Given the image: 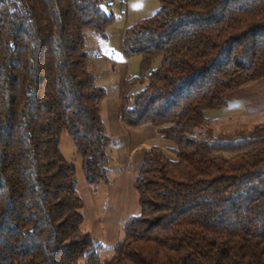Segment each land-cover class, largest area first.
Here are the masks:
<instances>
[{"label": "trees", "instance_id": "trees-1", "mask_svg": "<svg viewBox=\"0 0 264 264\" xmlns=\"http://www.w3.org/2000/svg\"><path fill=\"white\" fill-rule=\"evenodd\" d=\"M159 2L124 32L123 56L141 62L119 121L152 126L172 158L144 152L139 214L102 261L58 144L66 132L85 181L107 183L105 94L85 34L105 37L113 16L103 0H0V264H264V124L193 132L228 92L264 79V0Z\"/></svg>", "mask_w": 264, "mask_h": 264}, {"label": "rangeland", "instance_id": "rangeland-1", "mask_svg": "<svg viewBox=\"0 0 264 264\" xmlns=\"http://www.w3.org/2000/svg\"><path fill=\"white\" fill-rule=\"evenodd\" d=\"M159 7V0H103V8L112 14L113 24L105 37L91 31L85 34L87 70L94 85L101 88L105 94L101 103L100 119L109 138V146L106 149L110 157L107 183L90 185L85 181L81 159L66 132L61 134L58 144L63 158L75 168L76 189L83 201L82 231L91 236L95 246L102 247V261L113 255L115 245L122 238V226L126 220L139 214L138 195L133 183L144 152L156 146L166 150L167 155L172 158L167 148H173V143L162 139L152 126L126 128L119 121L123 81L139 74L141 62L139 56H123L124 32L139 20L155 14ZM157 64L158 59L152 67ZM139 89L140 86H136L131 93ZM237 90L228 92L226 100ZM230 108L224 105L219 109L206 111V123L196 127L193 132L198 135L208 129L214 135L233 134L264 124V117L254 120L232 117Z\"/></svg>", "mask_w": 264, "mask_h": 264}, {"label": "crops", "instance_id": "crops-1", "mask_svg": "<svg viewBox=\"0 0 264 264\" xmlns=\"http://www.w3.org/2000/svg\"><path fill=\"white\" fill-rule=\"evenodd\" d=\"M227 105L229 108L233 106L229 112L232 117L238 116L245 120L264 117V79L248 84L230 94L226 100L225 106Z\"/></svg>", "mask_w": 264, "mask_h": 264}]
</instances>
